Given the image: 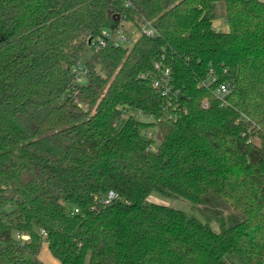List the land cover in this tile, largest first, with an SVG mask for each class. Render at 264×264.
<instances>
[{
  "label": "trees",
  "instance_id": "trees-1",
  "mask_svg": "<svg viewBox=\"0 0 264 264\" xmlns=\"http://www.w3.org/2000/svg\"><path fill=\"white\" fill-rule=\"evenodd\" d=\"M221 2L228 32L204 17ZM143 20L156 37L91 49ZM44 242L60 264H264V2L0 0V264H42Z\"/></svg>",
  "mask_w": 264,
  "mask_h": 264
},
{
  "label": "rangeland",
  "instance_id": "rangeland-1",
  "mask_svg": "<svg viewBox=\"0 0 264 264\" xmlns=\"http://www.w3.org/2000/svg\"><path fill=\"white\" fill-rule=\"evenodd\" d=\"M264 2V0H259ZM204 17L209 19L213 25V28L218 32H228L229 26L226 22V10L224 3H217L213 5L210 9L206 10L204 13ZM124 28L122 29V33H124L128 37V41L123 43L122 46L124 47H132L135 41L138 39L140 32L136 29V26L131 25L129 23L123 24ZM92 55V51H89L87 54L81 57L80 62H86V60ZM128 115H132L135 119L140 121H150L152 120L148 116H144L138 112L130 111ZM126 115V117L128 116ZM148 202H152L159 205L168 206L183 212L191 213L199 218L202 222L206 223L204 218L195 210L194 205L191 202L179 199V198H170L164 196L162 194L153 192L147 198ZM4 212L8 211V208L3 209ZM210 228L215 231L219 232L220 227L216 221L208 222ZM39 258L42 264H60L58 260H56L50 253L48 249V245L46 242L43 243ZM230 264H246L243 260L237 257H229L228 258ZM89 258L87 257L85 260V264H88Z\"/></svg>",
  "mask_w": 264,
  "mask_h": 264
},
{
  "label": "built area",
  "instance_id": "built-area-1",
  "mask_svg": "<svg viewBox=\"0 0 264 264\" xmlns=\"http://www.w3.org/2000/svg\"><path fill=\"white\" fill-rule=\"evenodd\" d=\"M124 28V25L119 27L118 29L115 30H105L103 31V36L98 38L97 40H91L90 42V47L91 49L96 52L98 51L101 47H104L107 42L110 40L115 46H122L123 43L128 41V37L122 33V29ZM136 29L140 32V35H146L147 37H156L158 35L156 29L152 26V24L148 20H143L141 24L136 27ZM157 68H160V64L156 65ZM84 69L81 64L78 65V68L75 69V72L78 75V81L82 82L83 77L82 73ZM216 82V78L212 76L209 78V80L205 83V85H211L212 83ZM154 87L159 89L162 93L163 96L168 98V106L172 105V100L177 97L179 94L178 91L173 90V86L170 83V69H165L163 71V74L161 78L155 80L154 82ZM233 89V85L230 82H223L218 84L216 90H215V95L216 97L221 101L222 105L225 104L226 102V97L230 94V92ZM244 120L247 122H251L249 118L244 116ZM150 135V134H149ZM249 143L252 142V139L249 138ZM118 199V194L109 191L101 200V204L103 205H109L113 201ZM78 212V210H76ZM43 235H46L44 231H42ZM18 240H27L28 236L26 235H17Z\"/></svg>",
  "mask_w": 264,
  "mask_h": 264
}]
</instances>
